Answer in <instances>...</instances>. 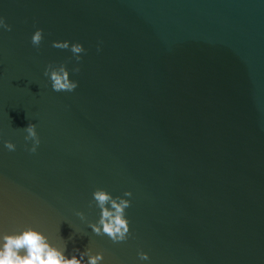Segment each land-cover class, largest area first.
<instances>
[{"label":"water","instance_id":"obj_1","mask_svg":"<svg viewBox=\"0 0 264 264\" xmlns=\"http://www.w3.org/2000/svg\"><path fill=\"white\" fill-rule=\"evenodd\" d=\"M0 17V246L33 228L101 264H264V0H0ZM49 64L78 87L54 91ZM98 188L132 192L128 240L90 227Z\"/></svg>","mask_w":264,"mask_h":264},{"label":"clouds","instance_id":"obj_2","mask_svg":"<svg viewBox=\"0 0 264 264\" xmlns=\"http://www.w3.org/2000/svg\"><path fill=\"white\" fill-rule=\"evenodd\" d=\"M0 28L7 31L12 30V26L7 24L3 17H0ZM43 39L44 31L38 29L32 36L31 42L38 48ZM53 47L59 49L70 48L77 61L82 59L79 54L86 51L83 44H73L69 41H55ZM73 71L79 73L80 68L76 67ZM44 75L50 77L54 91L72 92L78 87V81L69 78V70L65 64L59 66L49 64ZM24 130L27 132L25 140L34 142L28 150L35 153L41 143L36 125L30 123ZM5 147L9 151H15L16 149V145L11 141L5 142ZM132 195L131 191L124 193V197H131ZM124 197H113L108 191L99 188L93 193V202L101 209V216L99 221L91 224L90 227L95 234H106L114 243L124 242L131 236V225L129 219L126 218V209L131 207L132 201ZM77 215L82 219L85 218L83 212H78ZM2 240L0 264H101V261L104 260L103 252L93 255L91 249L80 252L79 258L73 255L69 259L65 255L66 246L63 250L54 247L42 232L33 228H28L22 233L5 234ZM85 257H87V260H85ZM139 258L142 261L150 259L149 254L143 251L139 253Z\"/></svg>","mask_w":264,"mask_h":264}]
</instances>
